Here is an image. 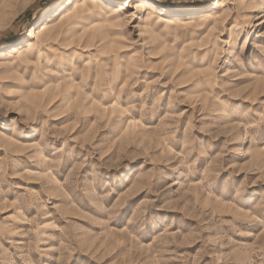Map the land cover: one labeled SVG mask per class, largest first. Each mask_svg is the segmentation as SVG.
<instances>
[{
    "label": "rangeland",
    "instance_id": "rangeland-1",
    "mask_svg": "<svg viewBox=\"0 0 264 264\" xmlns=\"http://www.w3.org/2000/svg\"><path fill=\"white\" fill-rule=\"evenodd\" d=\"M0 264H264V0H0Z\"/></svg>",
    "mask_w": 264,
    "mask_h": 264
},
{
    "label": "bare ground",
    "instance_id": "bare-ground-1",
    "mask_svg": "<svg viewBox=\"0 0 264 264\" xmlns=\"http://www.w3.org/2000/svg\"><path fill=\"white\" fill-rule=\"evenodd\" d=\"M44 30H45V27L43 26L42 29H41V31H44Z\"/></svg>",
    "mask_w": 264,
    "mask_h": 264
}]
</instances>
